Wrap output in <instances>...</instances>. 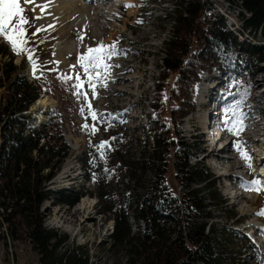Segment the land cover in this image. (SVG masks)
Returning a JSON list of instances; mask_svg holds the SVG:
<instances>
[{
  "label": "rangeland",
  "instance_id": "obj_1",
  "mask_svg": "<svg viewBox=\"0 0 264 264\" xmlns=\"http://www.w3.org/2000/svg\"><path fill=\"white\" fill-rule=\"evenodd\" d=\"M214 4L220 14L221 11H225L223 4L218 1H214ZM133 5V7L122 6L117 10L116 22L105 17L103 22L91 28L94 29L93 31H87L83 25H79L62 33L56 28L45 29L47 24L43 25L41 17L36 18L39 16L31 10L33 8L30 4L25 5L22 0V6L29 9L25 13L29 18V24L25 25L27 43L24 47L32 53V60H29L26 54L18 55L12 45L0 36V44L8 49L13 56L14 64L23 68L30 81L35 76H43L49 84V93H43L27 111L28 121L39 122V115L45 118L50 110L58 109L64 139L72 149L59 173L49 182V188L85 187L88 192L73 207L56 204L54 198L46 201L43 207L44 220L48 227L59 229L70 236L68 246L72 247L73 244L85 247L91 256L90 264H128L121 252L109 250L114 219L109 214L100 213L104 203L97 194L98 184L102 185L105 191L109 189L118 192L141 191L146 181L157 176L155 172L157 173L158 170L153 169L155 162L150 155L149 144L144 138L145 124L149 116L154 114L153 103L157 98L160 99V105L167 102L165 117L170 115L168 109L171 107V95L177 91V74L171 73L164 81H159L164 48L172 35L173 21L168 18L172 16L171 12L176 7L175 0H135ZM111 26L115 27L113 35ZM77 31L84 35L85 48L79 53L65 49L66 56L61 60L57 44L61 39L68 41L76 37ZM100 44L105 46L115 44L116 54L106 60L111 67L93 79L92 83L95 87L92 88L89 87L88 77L80 67L79 57L86 53L88 48H96ZM0 59L7 61L10 58L0 54ZM33 63L36 66L35 70ZM249 67L244 78L236 81L235 88L240 91V97L237 99L228 98L226 95L232 88L231 85L223 86L222 73L213 76L204 72L197 86L196 109L180 121L179 127L175 126V123L172 124V129L184 135L185 140L193 148L195 156L191 163L197 165L199 170L203 168L212 173L216 180V188H210L207 192L211 195L217 192L223 199V205L217 201L210 205L216 229L215 235L221 243L223 258L235 264H264V248L258 245L264 241V214H261L264 213V190H254L256 186L252 183L258 180L261 186H264V176H261L264 162L256 159L258 158L256 149L263 143L259 141L258 144H254L250 141L249 146L252 144L250 149L247 145L249 143L245 142L252 139L251 137L248 139L247 135L264 139V125H262L264 110L261 109L264 105V72L260 69L262 66L257 68L255 63H251ZM77 75L80 76V81L75 79ZM252 75L253 80H251ZM65 76L73 79H62ZM81 81L83 87L79 91L87 93L86 97L77 94L75 85ZM40 99H46L47 102L39 103ZM89 105L91 111L101 118L96 120L91 118ZM165 110H161L162 114ZM207 111L215 114L219 138L212 139L211 131L206 129L207 126L203 122V125L200 123L199 116L206 115ZM205 121L208 124V120ZM86 124L89 127L86 128ZM211 125L214 126L213 123ZM251 125L255 133L249 132L248 127ZM92 126L97 129L95 133L91 130ZM257 133L258 135H254ZM113 134L116 144L112 146ZM177 139H179L177 136L173 138L169 135L168 140L176 141L169 145V152L163 157L166 161L164 173L169 189L173 195L180 198V183L174 164ZM226 142L231 143L228 149L230 152L223 154L231 156L232 159L230 163L224 164L213 159L209 149L218 148L220 144L222 146ZM101 143H105L103 149L99 148ZM242 152L247 154V158L242 157ZM100 160L105 163H101ZM126 160L133 162V168L137 167V178L131 176L132 169L130 172L125 169L123 161ZM141 163L145 165L144 170ZM234 165L241 168L243 166L242 171L235 169L238 174L247 173L243 174L245 187L242 185L247 193L241 202H235L227 182L229 175L224 176L222 173ZM243 179L238 181L242 182ZM237 189L239 192V188ZM80 202L85 203V210L81 214L76 212ZM252 224L259 225L260 238L256 236L257 228ZM133 231H137L134 223ZM65 248L67 246L63 250ZM0 264L40 263L38 254L29 243H12L8 239V244H5V240L0 238Z\"/></svg>",
  "mask_w": 264,
  "mask_h": 264
},
{
  "label": "trees",
  "instance_id": "obj_2",
  "mask_svg": "<svg viewBox=\"0 0 264 264\" xmlns=\"http://www.w3.org/2000/svg\"><path fill=\"white\" fill-rule=\"evenodd\" d=\"M214 1L224 5L222 15ZM175 6L168 18L173 21L172 35L164 48L159 81L177 74V91L171 95L168 117L167 102L160 105V99L155 100L144 133L157 176L146 181L141 191H105L98 184L97 194L104 203L100 213L114 219L109 250L121 252L128 264H235L223 258L215 235L210 205L216 201L223 205V199L217 192H207L216 188L214 175L191 163L193 148L184 135L173 131L172 124L179 127L196 109L197 86L204 72L222 73L223 86L232 84L230 92L235 91L226 95L236 99L240 97L236 81L244 78L251 63L262 66L264 72V0H175ZM224 13L241 19L247 41L239 42L227 29ZM0 54L10 58L0 59V238L5 244L8 239L29 243L40 264H90L85 247L68 246L70 236L48 227L44 220L46 201L54 198L56 204L73 207L88 192L85 187L49 188L72 151L64 139L58 109L49 111L50 119L39 128H32L28 121L27 111L43 93H49V84L43 76L30 81L2 44ZM27 126L30 133L26 134ZM169 135L179 138L174 164L180 198L172 194L164 173L163 156L176 141L168 140ZM123 164L127 171L132 169L131 176L138 177L133 162Z\"/></svg>",
  "mask_w": 264,
  "mask_h": 264
},
{
  "label": "bare ground",
  "instance_id": "obj_3",
  "mask_svg": "<svg viewBox=\"0 0 264 264\" xmlns=\"http://www.w3.org/2000/svg\"><path fill=\"white\" fill-rule=\"evenodd\" d=\"M135 0H35V4H30V6L34 9V12L39 16V18L41 17V23L43 25L47 24V26L45 27V29L47 28H56L58 29L60 32L65 33L68 32L69 30H71L74 27H78L79 25H83L85 27V29L91 30L93 31L91 28H95L97 25H99L101 22L104 21L105 17L106 18H111L112 21L116 22L115 17H116V12L117 10H120L122 6H126L129 4H134ZM29 5V4H27ZM36 5H39L40 7H36ZM124 8V7H123ZM225 16V23L227 26V29L229 31H231L237 38L239 42H244L247 41L246 37L248 35V31H246L245 29H243L241 27V19L239 17H237L236 15L233 16L231 14H226L224 13ZM239 18V20H238ZM236 19V20H235ZM58 27V28H57ZM57 30V31H58ZM111 30H112V35L115 33V27L111 26ZM90 34V33H89ZM64 35V34H61ZM52 36V34H51ZM76 37L71 38V40L69 41H62V39L59 41V43L57 44V49L60 51V58L61 60L65 58L66 54H64V51H66L65 49H67V51H72L75 53H79V51L83 48H85V38L84 35L81 34L80 31H77V35H75ZM66 37V36H64ZM68 38V37H67ZM66 38V40H67ZM110 40V39H109ZM250 40V39H248ZM64 61V60H63ZM206 71V70H205ZM204 72V71H203ZM212 72V71H211ZM209 73V72H208ZM215 74V73H214ZM219 74V73H218ZM202 75V74H201ZM203 77V76H202ZM256 77V76H255ZM258 78V77H257ZM32 79V78H31ZM216 79V78H215ZM259 79V78H258ZM202 80V79H201ZM32 81H34V79H32ZM253 82V81H252ZM264 82V81H263ZM258 83V82H257ZM260 83V82H259ZM232 85V84H231ZM256 85V84H255ZM261 85V84H260ZM228 86V85H227ZM225 87V86H224ZM230 87V86H229ZM234 88V87H231ZM228 89V88H227ZM226 89V90H227ZM256 89V88H255ZM264 89V88H263ZM224 90V89H223ZM229 90V89H228ZM255 91V90H254ZM235 92V91H233ZM231 92V93H233ZM228 93V92H227ZM230 93V92H229ZM255 93V92H254ZM214 95V94H213ZM254 95V94H253ZM252 98V97H251ZM49 100V99H48ZM214 100V99H213ZM259 100V99H258ZM264 100V98H263ZM250 101V100H249ZM47 100L46 99H40L39 103H46ZM230 102V101H229ZM215 103V102H214ZM232 103V102H231ZM253 103V102H252ZM250 103V104H252ZM264 104V102H263ZM230 105V104H229ZM215 106V104H214ZM249 106V105H248ZM257 106V105H256ZM256 106H254L256 108ZM226 107V106H225ZM246 107V106H245ZM243 108V107H242ZM249 108V107H248ZM263 108V109H262ZM222 109V108H221ZM224 109V108H223ZM226 109V108H225ZM262 110H264V105L263 107H261ZM256 110V109H255ZM246 111V110H245ZM222 112V111H221ZM205 114H201L200 117V123L202 124V122L204 123V125L207 126V122L205 120H208V117L210 115V119H211V123L214 124V126L217 124V120H215V114L213 113H209V111L205 112ZM223 113V112H222ZM220 115V114H219ZM254 115V114H253ZM252 116V115H251ZM249 115V117H251ZM51 115H47V117L44 118V116L39 115V121H44L46 119V121H48L50 119ZM191 117V116H190ZM248 117V118H249ZM263 117V116H262ZM32 118V117H31ZM221 118V117H220ZM246 118V117H245ZM253 118V117H252ZM257 118V117H256ZM255 118V119H256ZM223 119V118H222ZM221 119V120H222ZM224 120V119H223ZM254 120V119H253ZM259 120V119H258ZM264 120V118L262 119ZM190 121V120H189ZM245 121V119H244ZM255 121V120H254ZM191 122V121H190ZM223 122V121H222ZM247 122V121H246ZM249 123V121H248ZM256 123V122H255ZM191 124V123H190ZM253 124V123H252ZM203 125V124H202ZM225 125V124H224ZM223 125V126H224ZM262 125H264L262 123ZM41 126L40 123L35 122L32 124V128H39ZM205 126V127H206ZM245 126V124H244ZM261 126V125H260ZM246 127V126H245ZM257 127V126H256ZM29 128L27 126V129L25 130L24 133H30L29 132ZM198 128V127H197ZM207 128V127H206ZM244 128V127H243ZM253 125L249 126V132H253L255 133V131H253ZM260 128V127H257ZM262 128V127H261ZM214 129V128H213ZM256 129V128H255ZM209 130V128H208ZM211 131V130H210ZM216 131L218 132L219 129H214V133L212 134V139L216 138V137H220L218 136V133H216ZM221 131V130H220ZM242 131V130H241ZM245 131V130H244ZM247 131V130H246ZM258 131V129H257ZM248 132V131H247ZM245 132V133H247ZM259 132V131H258ZM262 133V132H261ZM211 134V133H210ZM220 134V133H219ZM264 134V133H263ZM254 135H258L254 134ZM260 136V134H259ZM246 138V136H244ZM252 138L251 140H245L248 147H252L250 145V141L251 143L254 144H258L259 141H262V145L259 146L257 150V156L258 160H263L264 162V139H262L261 137H256L254 138V136H250L247 135V138ZM206 138V136H205ZM221 139V138H220ZM206 140V139H205ZM230 140V139H229ZM215 141V140H213ZM224 141V140H223ZM233 141V140H232ZM212 142V141H211ZM210 142V143H211ZM217 142V140L215 141ZM244 143V141H243ZM214 144V143H213ZM230 144L231 143H224L222 146L220 144V147L218 148H211L209 149L213 159H216L218 161H222L224 162H229L231 161L232 157L229 155H226L230 148ZM261 144V143H260ZM71 146V145H70ZM233 146V145H232ZM231 146V147H232ZM251 149V148H250ZM249 149V150H250ZM251 151V150H250ZM230 152V151H229ZM252 152V151H251ZM226 153V154H223ZM233 155V154H232ZM207 157V156H206ZM254 158V157H253ZM211 160V159H210ZM212 162V161H211ZM262 162V163H263ZM213 163V162H212ZM244 163V162H243ZM247 163V162H246ZM233 164V163H232ZM242 164V163H241ZM245 164V163H244ZM260 164V163H259ZM256 165V164H255ZM214 166V165H213ZM217 166V165H216ZM229 166V165H227ZM261 166V165H260ZM263 166V165H262ZM259 167V166H258ZM243 168V166H242ZM241 167L237 166H232L229 170H225L222 173H224L225 175H229V180H233L234 182L238 181L241 179V176L235 172V169H241ZM254 168V167H253ZM257 169V167H256ZM246 171V170H245ZM248 172V171H247ZM246 173V172H245ZM245 173H242L245 174ZM260 173V172H259ZM241 174V173H240ZM247 174V173H246ZM260 175V174H259ZM221 176V175H220ZM257 176V175H256ZM261 176H264V169L261 173ZM245 177V176H244ZM249 177V176H248ZM217 178V177H216ZM218 179V178H217ZM249 180V179H247ZM250 182V181H249ZM263 182V181H262ZM243 185V183H242ZM252 185V184H251ZM244 186V185H243ZM248 186V185H247ZM246 186V187H247ZM245 187V186H244ZM230 191L232 192L231 195L234 198L235 202H241L243 199H245L246 195L245 194H241L240 192H238V189L236 188V186H231L230 187ZM228 189V188H227ZM249 189V188H248ZM251 189V188H250ZM254 193V192H253ZM250 195V194H249ZM229 196V195H228ZM252 196V195H251ZM249 197V196H248ZM227 198V197H226ZM249 199V198H248ZM247 208V207H246ZM85 210V203L80 202L76 212L77 213H82ZM245 210V209H244ZM259 220V219H258ZM210 221V220H209ZM213 221V220H212ZM248 221V220H247ZM211 222V221H210ZM257 223V222H256ZM259 223V222H258ZM249 226V225H248ZM259 226V225H258ZM252 227V226H251ZM246 228V227H245ZM114 230V227H113ZM256 231V230H255ZM251 250V249H250ZM243 253V252H242Z\"/></svg>",
  "mask_w": 264,
  "mask_h": 264
},
{
  "label": "snow or ice",
  "instance_id": "obj_4",
  "mask_svg": "<svg viewBox=\"0 0 264 264\" xmlns=\"http://www.w3.org/2000/svg\"><path fill=\"white\" fill-rule=\"evenodd\" d=\"M23 4H35V0H23ZM134 5L129 4L127 7H133ZM36 7H40L36 5ZM26 9L22 6V0H0V36H3L13 47V50L17 54H26L29 60H32V53L28 51L24 45L27 43L26 37V28L25 25L29 24V18L25 15ZM34 10V9H31ZM39 18V17H36ZM115 53V44L105 46L103 44L98 45L96 48H88L87 52L82 54L79 57L80 67L84 71V75L88 77L89 87L94 88L95 85L92 83L95 77H99L101 72H106L111 66L106 63L107 59H110ZM35 63H33V68L35 70ZM75 67V66H73ZM62 79L68 80L73 79V77L65 76ZM77 81H80V76L75 77ZM77 88L78 95L87 96V93L80 92L79 89L83 87V81L75 85ZM84 109H81L83 114ZM89 115L93 120L99 119L97 113L91 111L89 105ZM242 124V121L240 122ZM85 127H89L87 124ZM92 132L95 133L97 129L95 126H92ZM106 143V142H105ZM105 143H101L99 148L103 149ZM239 147V146H238ZM242 157L247 158L246 153H241ZM250 166V165H249ZM256 187L254 190L261 191L264 190V186H261L260 181L252 182ZM264 214V213H261Z\"/></svg>",
  "mask_w": 264,
  "mask_h": 264
}]
</instances>
